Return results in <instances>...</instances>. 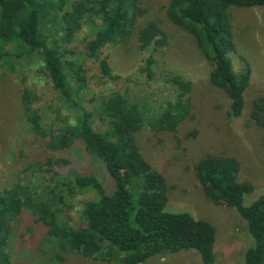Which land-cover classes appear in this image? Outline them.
Segmentation results:
<instances>
[{
	"label": "trees",
	"instance_id": "16d2710c",
	"mask_svg": "<svg viewBox=\"0 0 264 264\" xmlns=\"http://www.w3.org/2000/svg\"><path fill=\"white\" fill-rule=\"evenodd\" d=\"M264 6V0H169L166 15L170 21L190 32L210 66V83L224 91L229 99L227 114H242L249 86L251 68L239 54L244 70L235 73L230 53H237L233 38L230 7ZM145 9L141 0H0V61L37 53L41 71L53 91L75 110V120L57 121L53 129L42 127V119L33 108V96H21L30 132L48 138V149L55 151L79 141L84 151L98 157L111 180L107 188L98 174L89 170L73 171L57 180L67 190L87 192L91 196L81 210V223L72 227L60 220L55 205L35 210L36 219L54 238L60 252L86 258L103 259L115 264H141L153 255L174 254L194 249L201 264H215L214 226L194 218L188 211L166 210L168 184L163 174L142 155L135 134L144 125L136 102L119 92L103 99L97 108L98 119L107 130L93 126V114L77 101L79 88L87 85L86 72L75 71L78 89H73L64 69L60 42L52 38L60 28L62 38L71 40L83 22L97 20L87 41L88 56L98 64L99 81L116 78L104 48L126 41L135 20ZM49 31V32H47ZM140 47L148 52L145 70L149 71L153 54L166 44V34L150 21L138 32ZM10 46L19 52H12ZM82 72V73H81ZM179 89V98L169 102L150 126L176 131L190 113L186 95L191 84L179 75L171 77ZM191 116V115H190ZM249 123L264 130V98L255 99ZM61 166L68 160L60 159ZM239 162L229 155L207 154L194 162L196 179L207 200L232 207L246 221L253 245L244 251L243 264H264V192L249 205L244 196L252 191L248 181L237 178ZM56 187H58L55 184ZM26 189L19 185L0 190V264H11L7 244L12 235V221L24 204ZM59 202L64 194L55 193ZM28 206H31L30 199ZM40 211V212H37ZM40 213V215H39ZM62 260L63 255L55 254Z\"/></svg>",
	"mask_w": 264,
	"mask_h": 264
},
{
	"label": "rangeland",
	"instance_id": "374dc122",
	"mask_svg": "<svg viewBox=\"0 0 264 264\" xmlns=\"http://www.w3.org/2000/svg\"><path fill=\"white\" fill-rule=\"evenodd\" d=\"M168 1L141 0L145 12L135 20L130 37L104 48L114 79L99 81L98 64L88 56L87 41L97 20L87 18L71 40L62 38L60 28H54L50 36L60 42L64 69L73 89H78L75 76L78 67L86 72L87 85L79 88L76 96L93 114L94 128L107 130V123L98 119L97 108L112 93L119 92L136 102L144 122L135 134L136 142L144 158L167 181L166 210L188 211L194 218L214 226L215 264H243L245 249L253 245L246 221L234 208L215 205L205 198L193 164L207 154L235 157L239 162L237 178L252 185L243 204L249 205L264 192V130L249 123L253 101L264 98V6L230 7L237 48L236 54H229L232 69L237 74L244 70L239 54L248 60L251 68L242 114L230 117L229 99L222 89L210 83V66L195 37L167 17ZM150 21H155L164 31L166 44L154 52L149 74L145 70L148 52L141 49L138 32ZM10 49L14 53L20 51L13 46ZM175 75L191 84L186 95L190 113L176 131L155 129L150 123L169 102L179 98V89L171 81ZM23 92L33 96L32 106L38 110L42 127L46 129L50 126L53 129L57 121L64 119L74 122L76 117L75 110L53 91L42 73L37 53L0 61V190L19 185L27 193L23 207L12 221V235L7 244L11 264H115L60 252L56 240L47 235L43 223L36 219L35 210L40 204L41 208L55 205L62 222L72 227L81 223V210L91 196L77 190L68 196L67 190L57 184L65 174L93 171L107 188L111 187V180L102 161L86 153L79 141L51 151L47 137L31 133L21 100ZM60 159L68 160V165H59ZM57 192L64 194L62 201L53 198ZM28 198L31 206L25 200ZM56 253H61L63 259H55ZM141 264H201V260L198 252L191 249L153 255Z\"/></svg>",
	"mask_w": 264,
	"mask_h": 264
}]
</instances>
